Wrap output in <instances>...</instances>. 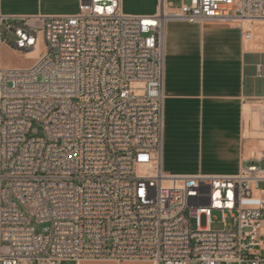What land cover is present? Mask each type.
<instances>
[{
    "label": "built area",
    "instance_id": "built-area-1",
    "mask_svg": "<svg viewBox=\"0 0 264 264\" xmlns=\"http://www.w3.org/2000/svg\"><path fill=\"white\" fill-rule=\"evenodd\" d=\"M121 2L0 14V52L35 54L25 69L0 63V264H264V150L234 175L161 163L166 24L237 27L248 41L264 0H157L151 16ZM247 104L264 132V94Z\"/></svg>",
    "mask_w": 264,
    "mask_h": 264
},
{
    "label": "crops",
    "instance_id": "crops-1",
    "mask_svg": "<svg viewBox=\"0 0 264 264\" xmlns=\"http://www.w3.org/2000/svg\"><path fill=\"white\" fill-rule=\"evenodd\" d=\"M156 10L157 0H152L150 8L128 15L151 16ZM0 14L21 16L9 13L2 0ZM254 26L252 38L244 41L237 27L166 24L161 155L165 173L234 175L260 157L257 143L264 141L249 130L244 106L263 96L254 92L251 82L253 77L261 78L258 64L252 76L246 61L252 55H264V26Z\"/></svg>",
    "mask_w": 264,
    "mask_h": 264
},
{
    "label": "rangeland",
    "instance_id": "rangeland-1",
    "mask_svg": "<svg viewBox=\"0 0 264 264\" xmlns=\"http://www.w3.org/2000/svg\"><path fill=\"white\" fill-rule=\"evenodd\" d=\"M152 0H122L121 10L124 14H129L131 12H141L150 8ZM4 7H7L8 12L16 15L15 17H29L35 15H73L78 12L80 0H2ZM10 22V21H9ZM8 42L12 39L10 36L7 37ZM245 43V42H244ZM34 58H27L20 54L11 51L6 46L1 48L0 52V63L2 66L12 69H25L28 68L29 63L33 61ZM249 63L252 76H255L254 67L256 64L264 65V55H252L246 59ZM253 90L257 95L264 94V80L258 77H253L252 79ZM244 115V108H243ZM256 120V119H255ZM244 122V118H243ZM252 123V125H250ZM249 125V130L259 129L257 123H253L250 119L247 123ZM254 124V125H253ZM257 138V137H256ZM255 141V138H251ZM261 140V139H259ZM257 141V140H256ZM263 141V140H262ZM213 224L211 226L212 230H221L223 225L221 223V217L218 213L212 214ZM231 224L230 221L227 222ZM32 226L36 233L42 232V229L46 225H37L32 222ZM202 226H204V218H202ZM89 264H119L121 262H106V261H84Z\"/></svg>",
    "mask_w": 264,
    "mask_h": 264
},
{
    "label": "bare ground",
    "instance_id": "bare-ground-1",
    "mask_svg": "<svg viewBox=\"0 0 264 264\" xmlns=\"http://www.w3.org/2000/svg\"><path fill=\"white\" fill-rule=\"evenodd\" d=\"M258 25H261V26H264V22H258L256 23ZM27 58H35V54H29L27 55ZM244 106H247L246 109H245V119H246V122L248 123L249 120L251 119L253 121V123H255V117L252 116V109H251V106L249 104H245ZM254 125V124H253ZM252 132L253 134L255 135V137H257L258 139H261L264 141V132H262L261 130L259 129H252ZM259 148L262 150H264V143H257ZM258 155L261 156V152L259 151Z\"/></svg>",
    "mask_w": 264,
    "mask_h": 264
}]
</instances>
